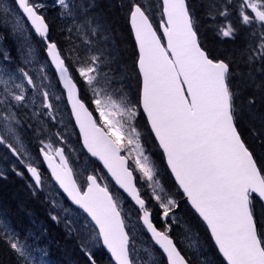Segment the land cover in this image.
I'll return each mask as SVG.
<instances>
[{"label":"snow or ice","instance_id":"snow-or-ice-1","mask_svg":"<svg viewBox=\"0 0 264 264\" xmlns=\"http://www.w3.org/2000/svg\"><path fill=\"white\" fill-rule=\"evenodd\" d=\"M11 5L0 3V27L11 20L10 35L21 43L16 59L0 47V149L6 153L0 178L11 172L27 179L33 195L45 179L58 186L57 195L80 210L82 227L67 217L50 219H63L66 239L77 240L87 264H97L98 246L115 264H212L198 243L185 250L172 235L182 203L204 225L222 264H264V155L256 151V142L264 149V0H125L121 8L135 44V98L122 81L118 86L120 69L104 48L109 29L92 12L95 0ZM50 7L72 21L59 28L64 46L52 36ZM205 24L218 37L242 38V45L214 54L201 38ZM34 37L66 91L81 148L92 161L87 174L72 167L65 134L52 131L57 121L43 67L40 84L28 70L36 61ZM30 91L42 98L40 110ZM141 118L143 133L136 123ZM22 129L37 141L35 155ZM145 133L160 150V163L146 154ZM161 169L170 186L162 183ZM130 221L151 234L160 259L147 248L148 261L133 255L136 223L130 229ZM0 243L16 264H50L46 249L22 241L3 219Z\"/></svg>","mask_w":264,"mask_h":264},{"label":"trees","instance_id":"trees-1","mask_svg":"<svg viewBox=\"0 0 264 264\" xmlns=\"http://www.w3.org/2000/svg\"><path fill=\"white\" fill-rule=\"evenodd\" d=\"M124 2L125 0H96V7L92 12L94 14L97 13L96 15L100 17L101 22L109 29L107 35L109 37L108 43L110 42L111 45L108 46L107 44H104V48L106 51L108 48L113 49L114 53H112V56L115 58V62L112 66L114 68L119 67L120 71L117 75L119 77H123L122 79L128 80V88L125 84L124 87L127 90L130 89L135 98L139 87L136 71L133 68V53L135 44L130 31V26L125 17V13L121 8V5ZM48 16L50 22L53 24V38L60 41L61 46H64L65 37L60 33L59 28L61 25L70 26L69 21L59 19L55 8L49 9ZM208 28L207 24L201 28V38L205 45L215 54L214 50H216V46L219 44L218 37L214 34L213 30ZM137 127L139 131L142 133L144 132L145 120L143 118L138 120ZM145 139V145L154 150V155L160 162L161 153L156 147H154V141L147 139L146 133ZM256 151L258 154L262 153L261 151H264V149L259 147L258 142H256ZM1 156L3 157V155ZM164 181L167 186L171 185V178L166 174ZM27 185L28 184L25 179H19L18 176L11 172L7 174L6 178H0V215L9 222L15 231H19L17 233L22 236L27 235L28 233L22 229L29 224L30 219H33L35 223L41 226L42 231L45 232L46 235V237L42 240V246L39 245V247L46 249L48 256L52 258L55 253L59 254L61 243L64 246H67V248L69 246L72 247L74 245V239H66L65 232H63L62 228L58 224H53V222L49 219L48 215L50 212L48 211L47 203L44 201L43 197L39 194L33 195L32 190ZM178 212L181 214L182 219L185 222L187 221L189 228L199 234L204 241L206 240L212 255L214 256H212L213 259L211 257L213 263L222 264V259L216 253V250L211 246L212 243L208 239L204 226L196 218V216L193 215L190 208L182 203ZM46 223L49 225L48 228L46 227ZM33 229L30 228V230ZM180 231L181 230L179 229V232H177L179 238L182 236ZM172 235L176 240V237H178L177 234L172 233ZM35 239L36 238H32L30 240L34 243ZM72 259L73 261H76L77 264H87V261L80 250L76 251L74 256H72ZM0 264H16L15 257L4 243H0Z\"/></svg>","mask_w":264,"mask_h":264},{"label":"rangeland","instance_id":"rangeland-1","mask_svg":"<svg viewBox=\"0 0 264 264\" xmlns=\"http://www.w3.org/2000/svg\"><path fill=\"white\" fill-rule=\"evenodd\" d=\"M46 2L51 4L52 0H46ZM156 2H157V0H156ZM158 2H160V1L158 0ZM0 3H4L9 8L12 7L11 0H0ZM95 4H96V0H95ZM49 9H48V11H49ZM92 11H93V9H92ZM68 21H69L70 26H71L72 21L70 19H68ZM10 28H11V20H9V24H8L7 29L0 27V34H2L4 37V39L0 40V47H3L5 49L10 50L13 58L16 59L18 56L17 48H18L19 44L21 43V41H19L16 37H13L12 35H10ZM2 29H4V30H2ZM208 29L212 30V28H210V27ZM214 34H215V32H214ZM218 42L220 45L217 44V46H216L217 48H216V50H214L215 54H223V53H226L228 51L234 50V49L240 47L242 45L243 41H242V38L237 39L235 42H233L232 40H230L228 38L218 37ZM31 43H32L33 48L35 49L36 61H34L33 64L28 65V70L31 71L34 76H36L37 84H40V82H41L40 81V76H41L40 69H41V67H43V69H44L43 74L48 76V79L44 80L43 83L45 85H48L49 87L47 89H44V90H48L52 94L51 102L53 103V109L51 111H52V113L55 116L56 121H57L56 126L52 129V131L53 132L62 131L65 134L66 143L64 144V147L66 149V155H68L70 157L72 167L78 173L79 172H85L87 174V172H90L92 167H93L92 161L87 158V156L85 155V153L81 149L80 144L78 143V138H77L75 129H74L72 121H71L70 113L66 107L64 96L62 95V93L59 90L57 80L53 77L52 72H51L52 70H51L50 66L47 63H45V58H44V54L42 52L41 45L35 40V38L32 39ZM105 44H107L108 46L111 45L110 42L108 43V40L106 41ZM107 52L111 53V55H112V53H114L113 49H110V48L107 49ZM18 62L19 61L17 60V63ZM105 71H108V69L105 68ZM122 78L123 77L118 76V86H120L119 82L122 81L123 91L125 93H127L130 97L134 98V94L131 93L130 89L127 90L124 87V84L127 87L128 80L122 79ZM29 96H30L31 100L35 101L36 110H40V103H41L42 98L38 94H36L34 91H30ZM56 97H60V98L57 100ZM89 98H90V94H89ZM31 100H30V105H29V113H31V111L33 110ZM95 115L98 116V113H95ZM23 119H24V123L26 125L28 123L27 116H24ZM45 119L47 120V117H45ZM136 123L138 126V121ZM21 134H22V138H23V142H24L25 146L29 149L30 152H32L33 155H35V149L38 146L37 141L29 132H26L23 129H22ZM142 143H144L143 140H142ZM258 144H259V142H258ZM145 147L148 150V151H146V154H148V152L155 154V152L152 148H149L146 145H145ZM0 150H1L0 154L4 156L6 153L4 152L3 149H0ZM261 152L262 153H260V154L264 155V151H261ZM152 158L157 163H159V161L157 160V157L155 155ZM7 174H9V172ZM161 175L163 177L162 183H164L166 185V183L164 181L165 174L163 172V169H161ZM39 192L42 193L47 198L51 208L53 209L52 213L50 212V214L59 215L61 218L67 217V219H69L73 222V225L76 228L82 227V217L80 215V211H77L71 207V211H69L67 213L64 212L63 209L65 207H69V205H67L65 203L64 199H62L61 196L57 195V188L55 187V185L52 182H49V181H47V179H45V186ZM53 200L56 201L55 205L52 203ZM48 211H50L49 208H48ZM50 214L48 215L49 219H50ZM0 219H3L11 228V225L5 220V218L3 216L0 215ZM177 219H178L179 223L173 227V232H179V229H180L181 230L180 234L182 236L185 235L186 237H188L187 239H188L189 243L184 244V246L186 247L185 250H187L189 244L198 243V245L202 246L203 251L207 254V258L212 262V264H215V263H213L212 259L214 256L212 255V252H211L209 246L204 242H199L201 239L199 236H198V241H197V239H196L197 234L195 232L191 231V229L188 227V225L182 219L181 214L177 215ZM52 222H53V224H58L54 221H52ZM133 223H136V222L135 221L129 222V228L130 229H131V225ZM58 225L62 228L63 232H65L63 219H62V222L59 223ZM48 226H49L48 223H46L47 228H48ZM43 227L46 228L45 226H43ZM139 227H140V224L136 223L135 229L132 230L133 243L135 246V250L133 252V255H138V257L140 258V260L142 262L148 261L149 258L147 256V253L144 251L145 248H147L149 251L153 252V258L154 259H157V260L160 259V256L155 252V249H154L153 245L151 244V242L149 240H146L143 237L142 231ZM30 228L31 229L34 228V229L30 230ZM11 230H13V229L11 228ZM22 230L29 231V232L27 233V235H24V236H22L18 233L17 234L19 235V237L21 238L22 241L27 239V242L29 244H33L30 239L38 238L36 231L42 232L41 226L38 225L37 223H35V221L33 219H30L29 224L26 225ZM86 236H87V233L85 232V237ZM73 239H74V245L72 247L69 246L67 248V246H64L61 243V249H60L59 254L55 253V255L52 258L47 256L45 259L48 260L50 262V264H75L76 261H73L72 256H74L76 251L80 250V248L78 247L77 240L75 238H73ZM36 241L37 240L34 241V244L37 243ZM94 251H95V254L99 253V255H100L102 253L101 246L95 247ZM211 257H212V259H211ZM195 261H197V260H195ZM106 264H113V263L111 262V263H106Z\"/></svg>","mask_w":264,"mask_h":264},{"label":"bare ground","instance_id":"bare-ground-1","mask_svg":"<svg viewBox=\"0 0 264 264\" xmlns=\"http://www.w3.org/2000/svg\"><path fill=\"white\" fill-rule=\"evenodd\" d=\"M97 14V13H96ZM2 30H4V29H2ZM7 32V31H6ZM133 38V41H134V37H132ZM235 46V45H234ZM19 179H20V177H19ZM22 179V178H21ZM23 180V179H22ZM25 181H27V184H29V181L27 180V179H25ZM28 186V185H27ZM57 189H58V187L57 186H55ZM37 194H39L40 196H42L43 197V199H44V201L47 203V206H48V208L50 209V211L49 212H51L52 213V211H53V209L51 208V206H50V204H49V202H48V200H47V198L42 194V193H40L39 191L37 192ZM180 213L177 211V215H179ZM8 222V221H7ZM9 223V222H8ZM186 224H187V221L185 222ZM188 225V224H187ZM203 225V224H202ZM204 226V225H203ZM188 227H189V225H188ZM12 228V227H11ZM140 229H141V231H142V235H143V237L146 239V240H149L150 239V236H149V234L146 232V231H144V230H142V225L140 224V227H139ZM176 228V227H175ZM205 228V227H204ZM13 229V228H12ZM14 230V229H13ZM15 231V230H14ZM192 232H195L194 230H191ZM16 233L17 232H19V231H15ZM21 232V231H20ZM25 232H29V231H25ZM172 233L173 234H177V236L178 237H176V240H177V242L180 244V246L181 247H184V248H186L185 246H184V244H188L189 243V241H188V239L186 238V236L184 235V236H181L180 238H179V235H178V233L177 232H173L172 231ZM196 233V232H195ZM207 233V232H206ZM36 234L38 235L37 237L38 238H36L35 240H37L36 242V244H34L35 246H37V247H39V245H41V243H42V240L46 237V235H45V232H40V231H36ZM197 234V233H196ZM200 238V241L199 242H204V243H206L207 245H208V243L206 242V240L204 241V240H202V237L199 235V234H197ZM207 235H208V233H207ZM212 243V242H211ZM42 246V245H41ZM40 248V247H39ZM101 249H102V253L99 255V253H97V254H95V256H96V260H97V264H106V263H111L112 262V260H110V255L109 254H107L105 251H104V249L102 248V246H101ZM194 264H197V261H195L194 260Z\"/></svg>","mask_w":264,"mask_h":264},{"label":"water","instance_id":"water-1","mask_svg":"<svg viewBox=\"0 0 264 264\" xmlns=\"http://www.w3.org/2000/svg\"><path fill=\"white\" fill-rule=\"evenodd\" d=\"M133 37H134V35H133ZM58 78V77H57ZM60 84V87H61V89H62V91L64 92V94H65V98H66V101H67V105H68V108H69V111L71 110V105H70V103H69V101L67 100V94H66V91H64L63 90V85H62V83H59ZM72 118V120H73V123H74V126H75V119H74V117H71ZM75 129H76V131H77V133L79 132V128H78V126H75ZM80 139V138H79ZM80 143H82V141L80 140ZM84 151H86V150H84ZM94 159V158H93ZM44 167L47 169V163H44ZM58 187V186H57ZM70 203V202H69ZM74 208H76V209H78L76 206H74V205H72ZM189 207H190V205H189ZM149 234V236H150V239H151V234L150 233H148ZM152 240V239H151ZM152 242H153V244H154V241L152 240ZM155 245V244H154ZM156 246V248L157 249H159V246L158 245H155ZM103 249H104V251L107 253V254H109L110 255V253H108L107 252V249L106 248H104L103 247ZM159 251H162V250H159ZM114 262V261H113ZM115 263V262H114Z\"/></svg>","mask_w":264,"mask_h":264}]
</instances>
